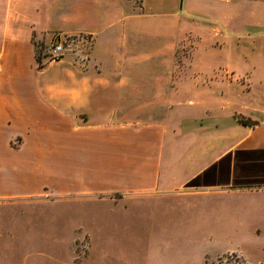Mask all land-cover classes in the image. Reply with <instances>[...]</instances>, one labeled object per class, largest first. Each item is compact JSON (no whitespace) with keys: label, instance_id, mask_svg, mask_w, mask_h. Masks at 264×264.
Listing matches in <instances>:
<instances>
[{"label":"crops","instance_id":"crops-1","mask_svg":"<svg viewBox=\"0 0 264 264\" xmlns=\"http://www.w3.org/2000/svg\"><path fill=\"white\" fill-rule=\"evenodd\" d=\"M131 1L0 0V198L48 187L248 222L264 208V0ZM77 32L85 67L38 68L37 45Z\"/></svg>","mask_w":264,"mask_h":264},{"label":"rangeland","instance_id":"rangeland-1","mask_svg":"<svg viewBox=\"0 0 264 264\" xmlns=\"http://www.w3.org/2000/svg\"><path fill=\"white\" fill-rule=\"evenodd\" d=\"M184 1L177 0V7ZM130 3L141 11L140 0ZM177 14L176 21L186 18ZM56 37L84 41L67 46L52 62L46 52ZM91 42L83 32L55 33L37 45V66L74 56V64L85 67ZM183 49L190 52L188 45ZM241 87L248 89L246 83ZM90 199L61 198L48 187L40 196L0 198V264H264L260 206L252 207L255 212L245 222L244 214L233 215L228 206L206 212L171 199L117 204ZM205 213L218 216L206 221L213 230L201 225Z\"/></svg>","mask_w":264,"mask_h":264},{"label":"built area","instance_id":"built-area-1","mask_svg":"<svg viewBox=\"0 0 264 264\" xmlns=\"http://www.w3.org/2000/svg\"><path fill=\"white\" fill-rule=\"evenodd\" d=\"M56 38L58 39H55L54 42L50 44L46 52L48 58L52 62L60 59V57L64 55V52L66 51L67 46L70 47L71 44L74 43L75 41L77 42L75 44L77 46L78 43H81L84 41L83 37H81L78 41L77 39L75 40L71 37H63V39H61V37H56Z\"/></svg>","mask_w":264,"mask_h":264},{"label":"trees","instance_id":"trees-1","mask_svg":"<svg viewBox=\"0 0 264 264\" xmlns=\"http://www.w3.org/2000/svg\"><path fill=\"white\" fill-rule=\"evenodd\" d=\"M37 60H39V59H37ZM239 123L242 124V125L247 124L246 121H243V120H241V119H239ZM232 256H235V255H232Z\"/></svg>","mask_w":264,"mask_h":264}]
</instances>
